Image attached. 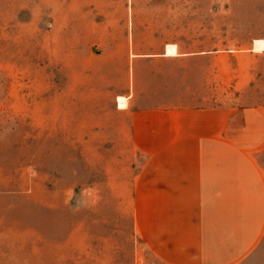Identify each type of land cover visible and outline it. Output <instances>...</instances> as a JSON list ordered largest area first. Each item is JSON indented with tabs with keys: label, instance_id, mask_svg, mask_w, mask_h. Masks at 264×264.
<instances>
[{
	"label": "rangeland",
	"instance_id": "1",
	"mask_svg": "<svg viewBox=\"0 0 264 264\" xmlns=\"http://www.w3.org/2000/svg\"><path fill=\"white\" fill-rule=\"evenodd\" d=\"M259 106L264 0H0V264H165L135 112Z\"/></svg>",
	"mask_w": 264,
	"mask_h": 264
},
{
	"label": "crops",
	"instance_id": "2",
	"mask_svg": "<svg viewBox=\"0 0 264 264\" xmlns=\"http://www.w3.org/2000/svg\"><path fill=\"white\" fill-rule=\"evenodd\" d=\"M135 113L153 147L132 193L142 244L165 264H264V107Z\"/></svg>",
	"mask_w": 264,
	"mask_h": 264
}]
</instances>
